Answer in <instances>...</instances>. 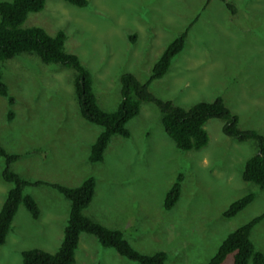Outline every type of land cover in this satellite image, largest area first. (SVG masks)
Listing matches in <instances>:
<instances>
[{
    "label": "rangeland",
    "instance_id": "rangeland-1",
    "mask_svg": "<svg viewBox=\"0 0 264 264\" xmlns=\"http://www.w3.org/2000/svg\"><path fill=\"white\" fill-rule=\"evenodd\" d=\"M226 2L229 6L219 0H88L79 8L45 0L20 27H41L50 35L63 31L65 51L89 71L105 111L120 103V77L131 73L144 82L165 46L188 27L184 48L149 91L182 108L221 97L240 129L264 136V0ZM0 70L13 98L10 104L0 95V147L19 155L10 170L46 183L24 189L40 214L33 219L19 205L0 246V264H22L27 249L57 250L69 203L49 184L75 187L93 177L94 195L84 215L120 230L140 253L165 252L164 264H206L230 232L264 212V188L241 178L256 146L225 136L220 119L204 124L205 147L181 151L165 133L160 110L141 102L138 115L126 124L129 137L112 136L103 160L91 163L89 148L102 128L79 114L74 70L28 53L0 61ZM5 166L0 156V207L12 188L1 176ZM179 174L180 195L166 210L164 196ZM249 193L254 198L247 206L230 218L222 215ZM250 240L264 255V217ZM232 262L230 254L222 264ZM75 264L138 263L81 233Z\"/></svg>",
    "mask_w": 264,
    "mask_h": 264
},
{
    "label": "trees",
    "instance_id": "trees-1",
    "mask_svg": "<svg viewBox=\"0 0 264 264\" xmlns=\"http://www.w3.org/2000/svg\"><path fill=\"white\" fill-rule=\"evenodd\" d=\"M64 1L79 8L86 7L88 4V0ZM219 1L229 6L226 0ZM44 4L45 0L0 1V61L11 59L21 53H28L35 54L44 64H59L74 70L73 92L79 114L85 121L102 128L89 148L88 160L91 163L103 160L104 151L112 136L129 137L127 122L138 115L141 102H149L160 110L161 124L165 133L181 151H196L206 146L209 138L204 124L213 118L223 122L221 132L225 136L240 142L253 141L257 152L245 161L241 178L245 182H251L264 188V136L252 129H240L237 117L224 105L221 97H216L209 102L199 101L189 108H182L169 100L155 97L149 91L150 83L164 76L172 59L184 48L188 27L165 46L144 82L139 81L131 73L120 77V103L114 111H105L97 104L89 71L77 55L65 51L66 35L63 31L50 35L41 27H20L29 13L41 11ZM0 95L8 97L9 103H13V98L8 95L7 86L2 81L1 70ZM12 116L10 111L8 119ZM0 156L6 162L1 174L2 179L12 184V188L8 190L0 207L1 246L5 242L19 205H23L33 219H37L40 214L38 204L32 196L25 194L24 189L30 185L46 183L30 182L10 170L9 165L18 160L19 155L8 154L0 147ZM181 180L182 176L177 175L176 180L166 192L163 199L164 209H171L178 200ZM49 185L61 193L69 203L68 218L63 228L62 240L57 250L52 253L39 249L23 250L21 252L22 264H75V250L81 233L94 236L103 247L114 249L129 261L138 264H164L167 259L165 252L140 253L132 248L120 230L108 228L84 215L83 211L89 206L94 195L95 180L93 177L86 178L75 187ZM253 198L254 195L251 193L238 198L227 207L222 215L225 218L234 216ZM263 217L264 212L230 232L206 264H222L230 254H232V264L250 262L251 264H264V255L250 240L252 228Z\"/></svg>",
    "mask_w": 264,
    "mask_h": 264
}]
</instances>
